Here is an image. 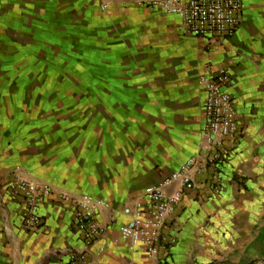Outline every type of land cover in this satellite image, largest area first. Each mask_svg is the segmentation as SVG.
<instances>
[{"label":"crops","instance_id":"0c3cea01","mask_svg":"<svg viewBox=\"0 0 264 264\" xmlns=\"http://www.w3.org/2000/svg\"><path fill=\"white\" fill-rule=\"evenodd\" d=\"M148 1L0 0V264H68L84 246L73 223L84 196L111 206L89 264H249L225 256L264 248V0H243L237 33L214 43ZM218 68L231 75L238 127L220 149L225 189L210 190L211 169L198 175L158 258L132 252L120 227L146 188L198 155L200 79ZM15 171L56 191L39 232L22 227L23 198L5 190Z\"/></svg>","mask_w":264,"mask_h":264},{"label":"built area","instance_id":"2783aa9c","mask_svg":"<svg viewBox=\"0 0 264 264\" xmlns=\"http://www.w3.org/2000/svg\"><path fill=\"white\" fill-rule=\"evenodd\" d=\"M145 3L164 14L179 17L185 34L205 38L210 43L233 37L242 23L245 9L243 0H149ZM200 83L206 95L199 153L174 172L164 186L145 189L131 219L120 227V239L132 252L143 250L148 257L158 258L165 222L185 193L199 187L198 175L211 169L210 190L220 194L225 189L222 177L224 156L220 149L223 141L233 138L238 129L234 98L228 92L231 75L226 68L214 69L202 76ZM171 183H177L178 188L167 193L165 186ZM5 190L11 196L23 198L22 227L28 232L42 230L44 221L40 207L56 191L46 183L30 180L19 173L6 184ZM57 195L68 198L61 192ZM104 210H111V206L102 200L85 197L76 202L73 223L84 246L66 252L68 264H89L88 250L105 230L97 220L98 214Z\"/></svg>","mask_w":264,"mask_h":264},{"label":"rangeland","instance_id":"374dc122","mask_svg":"<svg viewBox=\"0 0 264 264\" xmlns=\"http://www.w3.org/2000/svg\"><path fill=\"white\" fill-rule=\"evenodd\" d=\"M19 171L13 172V176ZM88 197L84 196L83 198ZM138 201H136L137 204ZM135 204V206H136ZM135 209V207H134ZM133 214V213H132ZM132 216V215H131ZM225 258L235 262L250 261L249 264H264V248H232Z\"/></svg>","mask_w":264,"mask_h":264}]
</instances>
